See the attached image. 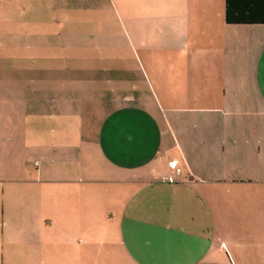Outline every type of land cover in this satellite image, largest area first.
I'll return each instance as SVG.
<instances>
[{"label": "crops", "instance_id": "crops-1", "mask_svg": "<svg viewBox=\"0 0 264 264\" xmlns=\"http://www.w3.org/2000/svg\"><path fill=\"white\" fill-rule=\"evenodd\" d=\"M108 1L0 0V264H264V69L227 66L217 53L237 41L223 33L260 26L216 28L213 0H171L174 16L203 18L183 23L189 34L209 29L217 51L193 52L205 45L183 26L187 76L176 57L152 82L145 53L138 61L131 49L120 84L119 67L101 63L119 58ZM153 6L165 13L141 0ZM170 27L179 35L181 21ZM184 84L204 92L188 108L165 92ZM156 87L167 105L156 93L149 115ZM229 91L253 93L240 100L255 109L199 104Z\"/></svg>", "mask_w": 264, "mask_h": 264}, {"label": "rangeland", "instance_id": "rangeland-1", "mask_svg": "<svg viewBox=\"0 0 264 264\" xmlns=\"http://www.w3.org/2000/svg\"><path fill=\"white\" fill-rule=\"evenodd\" d=\"M88 3H94L96 6H109V1L108 0H87ZM113 3L117 6V13H116V19L117 22L112 21V25H107L105 24L107 21H105V25L109 26V32L113 36V41L109 43L112 48L113 53H117L118 61L113 60L111 62H108V60L104 59L101 63H103V67H108V63L112 64V69L114 67H119V75H112V78L115 82V79L118 80V82L121 84L124 82L125 84V68L122 70V67H126V53L133 49L135 54H137L138 61L141 60V56L143 53H145L146 57L144 59L143 65L149 69V73H151V79L153 82V77L156 76V73L159 70H164L166 71L167 68H169V64H172L171 62L175 61L176 57H181L185 58V56L188 54V48L187 46H184L183 43H185V37L182 36L183 29L185 28V33L189 34V26H186L183 21H195V20H202L203 18L201 17H189L188 19L183 17L182 12L178 11L176 12V15L174 16L172 10H170L169 6H163L165 4H169L168 2L171 0H142L144 3V8L146 4H159L160 3V9L163 10L165 13L162 14L161 16L156 15L155 12H157L156 6H153L151 8V12H147L146 10H142L141 7V0H112ZM111 2V0H110ZM177 2V1H176ZM172 3V2H171ZM158 7V6H157ZM200 15L202 14L201 11L198 12ZM102 17L105 19L110 18V14L107 11H103ZM209 20H212L214 24L216 23V28H217V23L218 21H223L224 22V0H213L212 3L210 2V7H209ZM176 17V18H175ZM157 19H160L161 21H166L165 23L159 24L157 22ZM103 20V19H102ZM181 21V32L180 34L176 35V32L172 31L171 32V27L170 25L172 23H175L176 21ZM183 23V24H182ZM213 24V25H214ZM184 26V28H183ZM256 26H260L259 28H244V27H238V29H233L231 30L230 34L229 33H223V36H230L232 35L233 37L237 38L236 43L226 45V48H223V51H219L217 53H220V56L225 63V65L232 64L233 66L239 65L241 67H247L248 69L250 68H256V69H264V24H258ZM213 28V27H212ZM211 28V29H212ZM107 31V30H104ZM195 31V30H194ZM198 32L195 33H190L188 39H191L193 36L198 37L203 41V45H205L204 49L199 48L197 49L196 47L192 48V51L195 52L197 50L202 51L204 50V53L207 54H212L213 51H217V45L215 42H217L218 39L214 41V34L209 32H205L202 28H197ZM212 31V30H211ZM128 33L131 34V37L133 39L131 48L128 47V40L130 39V36H128ZM186 33V34H187ZM221 36V34H218V37ZM210 39V43L206 45L207 39ZM205 42V43H204ZM234 42V41H233ZM176 43V50H173L171 48H168V46H174ZM166 46L165 51L164 48ZM209 46V47H208ZM178 47L180 49H178ZM203 47V46H202ZM185 50V51H182ZM211 53H210V52ZM180 52L182 54H180ZM225 52V53H223ZM162 55L163 61L161 62L159 57ZM149 57V58H148ZM137 60V58H135ZM158 60L160 62H158ZM137 61V62H138ZM183 61V60H182ZM136 62V66H138ZM183 64H180V68L183 72H186L183 74V76H187V69H188V64L189 60L183 61ZM224 65V66H225ZM111 67V66H110ZM161 67V68H159ZM227 68V67H226ZM203 69V68H201ZM105 77V76H104ZM138 79V76H136ZM177 81V79H176ZM173 84H175L173 81H171ZM191 85L184 84L183 87L178 86L174 88V91H165L166 93H173L172 97L174 100H178L182 107L188 108L190 107L194 102H193V94H200L203 95L204 92H193L192 88H189ZM165 92L160 91V88L156 87V91H151V100L149 102H146V107L142 108L143 112L149 114V115H157L158 114V107L154 106L155 103H157V100H152L156 93L157 95H161L160 98L162 99L164 105L166 103V100L163 98L165 97ZM105 93V92H104ZM118 93L121 94V90L118 91ZM207 93V92H206ZM206 93L204 95H206ZM249 92L246 91H229L226 96L227 98L224 99L218 98L219 92H215V100H210L206 101L208 97H199V104H213V105H219L222 107V109L226 111H233L237 110V112L245 110V109H255L254 105H250L249 103L246 104L245 100L242 99V94L245 95L247 94L248 97H246L247 101L254 99L253 98V93L251 95L248 94ZM162 113H165L168 116H174V112H172L169 108H166L164 106ZM113 108L110 107V104H107L102 108V113L106 114L109 111H111ZM183 115H189V114H195L196 112H192L190 110L184 109L183 111L180 112ZM215 113V112H213ZM178 114V113H177ZM227 114H230L228 112ZM179 115V114H178ZM155 143V142H153ZM28 155H32L31 151H27L26 149H23L21 153L17 155L22 159V163H25V158H27ZM88 175H95L94 172H88ZM97 176H101L102 173L100 171L96 172ZM112 173L111 172H105V176L111 177Z\"/></svg>", "mask_w": 264, "mask_h": 264}, {"label": "trees", "instance_id": "trees-1", "mask_svg": "<svg viewBox=\"0 0 264 264\" xmlns=\"http://www.w3.org/2000/svg\"><path fill=\"white\" fill-rule=\"evenodd\" d=\"M227 23L264 24V0H224Z\"/></svg>", "mask_w": 264, "mask_h": 264}]
</instances>
